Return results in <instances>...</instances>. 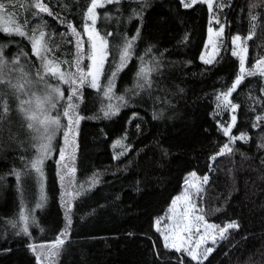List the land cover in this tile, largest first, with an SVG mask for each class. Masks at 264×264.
Wrapping results in <instances>:
<instances>
[{"label": "trees", "instance_id": "obj_1", "mask_svg": "<svg viewBox=\"0 0 264 264\" xmlns=\"http://www.w3.org/2000/svg\"><path fill=\"white\" fill-rule=\"evenodd\" d=\"M7 1L26 30L45 32L52 59L72 63L92 0H38L40 12L32 0ZM221 19L225 44L207 64L199 58L210 27L204 3L117 0L98 8L107 56L99 87L78 89L72 194L56 148L42 175L36 171L37 133L21 100L39 89L32 78L39 64L26 35L0 25V264H37L38 243L48 264H264L260 74L244 76L229 94L231 134L248 139L216 159L206 195L209 219L235 227L198 262L166 249L153 226L183 177L210 173L227 141L220 122L230 112L219 101L238 73L229 37L246 38L247 66L264 56V0H227ZM26 79L31 89H23Z\"/></svg>", "mask_w": 264, "mask_h": 264}, {"label": "rangeland", "instance_id": "obj_2", "mask_svg": "<svg viewBox=\"0 0 264 264\" xmlns=\"http://www.w3.org/2000/svg\"><path fill=\"white\" fill-rule=\"evenodd\" d=\"M117 0H92L85 12L83 34L78 36V47L71 64L62 67L61 63L49 55V45L45 32L33 28L26 30L21 25L15 11L16 7L8 1L0 2V25L7 32L26 35L34 57L39 64L38 73L32 77L38 83L39 89L26 92L32 97L25 96L21 100L22 110L29 124L37 133L34 164L38 174L42 175V167L54 149H57L58 171L67 185V194H72L73 171L70 163L73 161L74 132L78 120L76 98L78 89L85 85L98 88L102 69L107 56L106 37L96 28L98 8ZM184 6H191L196 2L204 3L209 10L210 27L200 54V61L210 64L217 57L225 44V26L221 19V11L227 0H181ZM33 7L41 11L38 0H32ZM230 51L238 60V73L229 87L226 96L220 99V107H227L230 116L220 126L227 135V141L219 152L214 155L210 164L211 171L203 176L195 172L187 173L182 180L179 193L171 199L163 213L154 218L153 226L161 237L163 246L186 257L203 262L213 249L222 241L235 224L220 226L212 222L209 217L212 212L207 205V189L213 172V164L217 158L226 156L233 151L236 141L248 139L246 133L232 135L231 130L235 120V106L229 104V94L246 75L260 74L264 77V56L252 66L246 65V38L239 35L229 37ZM23 68H21L22 70ZM37 70V71H38ZM10 76V73L7 74ZM26 87L31 89L34 83L26 79ZM38 80V81H37ZM26 95V94H25ZM28 107V108H27ZM232 111V112H231ZM120 147V145H116ZM49 245V244H47ZM54 245V243H53ZM41 243L32 248L37 258V264H48V252Z\"/></svg>", "mask_w": 264, "mask_h": 264}]
</instances>
